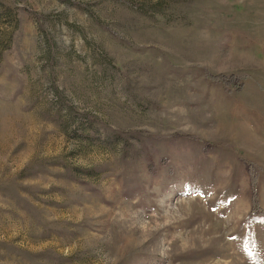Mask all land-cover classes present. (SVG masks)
<instances>
[{
  "label": "rangeland",
  "instance_id": "374dc122",
  "mask_svg": "<svg viewBox=\"0 0 264 264\" xmlns=\"http://www.w3.org/2000/svg\"><path fill=\"white\" fill-rule=\"evenodd\" d=\"M244 160L264 0H0V264H264Z\"/></svg>",
  "mask_w": 264,
  "mask_h": 264
},
{
  "label": "trees",
  "instance_id": "16d2710c",
  "mask_svg": "<svg viewBox=\"0 0 264 264\" xmlns=\"http://www.w3.org/2000/svg\"><path fill=\"white\" fill-rule=\"evenodd\" d=\"M207 77L212 80L215 83L222 84L225 88H229L230 86L236 87L237 91H241L245 85V81L247 80V77L244 75L238 76V75H224V74H218L213 75L210 73H207ZM210 146V144H207ZM247 171L250 176V189H251V199H252V210H251V216L253 215H263L264 211L260 207L259 203V193H258V184H259V175H260V168L253 162L249 160H244Z\"/></svg>",
  "mask_w": 264,
  "mask_h": 264
}]
</instances>
